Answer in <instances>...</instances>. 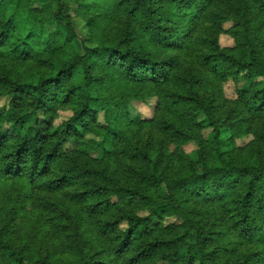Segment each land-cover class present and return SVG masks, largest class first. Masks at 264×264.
Masks as SVG:
<instances>
[{
    "label": "trees",
    "instance_id": "trees-1",
    "mask_svg": "<svg viewBox=\"0 0 264 264\" xmlns=\"http://www.w3.org/2000/svg\"><path fill=\"white\" fill-rule=\"evenodd\" d=\"M2 98L0 264H264V0H0Z\"/></svg>",
    "mask_w": 264,
    "mask_h": 264
},
{
    "label": "rangeland",
    "instance_id": "rangeland-1",
    "mask_svg": "<svg viewBox=\"0 0 264 264\" xmlns=\"http://www.w3.org/2000/svg\"><path fill=\"white\" fill-rule=\"evenodd\" d=\"M75 27L78 31V34L81 38L85 37L87 29L85 28V22L79 18L75 17ZM232 26V23H227L226 27ZM221 44L225 47H232L234 46V40L228 35H222L221 38ZM246 84L243 82L240 85V88L244 87ZM226 95L230 99H234L237 96V90L240 88H237L233 85L232 82L228 83L226 85ZM9 98H2L0 100V107H7L9 105ZM157 104V99L153 98L146 102H138L134 101L132 105L130 106V114L131 117L134 120H147L151 119L155 114V108ZM72 116L71 112H61L60 117L56 120V126L61 125L63 122L70 119ZM199 118L201 121L206 120L205 116L203 114L199 115ZM103 122V121H102ZM207 134L210 133V129H208ZM227 134H225L226 136ZM251 139L249 137L238 139L237 146H244L246 143H248ZM70 146L74 147V144H70ZM185 149L187 152H189L192 155H196L195 151L197 150V146L193 143L188 144L185 146ZM84 150L91 156L100 158L102 156V149L99 143H92L90 145L85 146ZM172 221L179 222V219H172ZM126 227V225H123Z\"/></svg>",
    "mask_w": 264,
    "mask_h": 264
}]
</instances>
